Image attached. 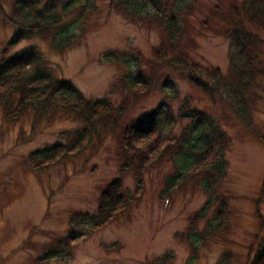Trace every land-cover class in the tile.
<instances>
[{"label":"rangeland","instance_id":"obj_1","mask_svg":"<svg viewBox=\"0 0 264 264\" xmlns=\"http://www.w3.org/2000/svg\"><path fill=\"white\" fill-rule=\"evenodd\" d=\"M12 1L0 3L6 14L12 10ZM154 1L159 12L148 4V18L129 12L120 0H95L83 15L81 8L71 10L62 21L77 20L75 36L67 48L59 50L48 37L39 35L26 36L9 47L16 29L0 11V56L4 48L8 56L38 51L54 76L70 82L86 99L107 98L114 106L126 102L119 127L145 118L164 99L162 109L168 107L174 114L170 131L179 135L188 121H179L176 114L189 98L190 107L212 114L229 138L224 155L227 170L217 188L218 198L198 217L207 196L196 177L161 198L165 177L173 169L160 152L141 174L132 167L121 170L127 159L119 144L121 137L127 135L125 139L131 138L130 145L141 152L157 143L141 142L130 133L121 136L119 127L95 152L34 169L28 158L31 151L66 143L62 133L81 128L82 122L59 110L50 111L37 124L32 111L8 119L0 106V264H215L223 251L232 253L233 264H245L250 248L255 249L264 231V77H258L259 87L251 91L255 102L253 125L248 129L217 96L204 94L186 74L168 64L184 58L228 76L230 41L224 30L229 27L231 9L243 0ZM173 14L179 17L180 33L176 48L169 51L163 18ZM250 28L264 40L262 29ZM262 62L264 67V49ZM130 72L144 74L155 86L135 97L138 89L127 86ZM116 180L122 182L120 192L128 196V203L112 221L94 229L83 217L95 213L103 192ZM222 199L229 204L227 225L215 239L200 244L190 263L188 234L205 228ZM75 214L85 225L70 221ZM79 229L81 236L67 239Z\"/></svg>","mask_w":264,"mask_h":264},{"label":"trees","instance_id":"obj_2","mask_svg":"<svg viewBox=\"0 0 264 264\" xmlns=\"http://www.w3.org/2000/svg\"><path fill=\"white\" fill-rule=\"evenodd\" d=\"M2 0H0L1 3ZM95 0H13L11 12L4 14L5 20L15 29V33L8 41L9 47L18 44L23 38L31 35L48 37L51 46L56 49L67 48L71 44V37L75 36L74 22H63V18L71 10L81 8L79 14H85L93 8ZM188 3L191 0H179ZM129 12L139 17H147L151 4L157 14L159 9L154 0H120ZM158 16V15H157ZM160 17V16H158ZM163 26L167 33L166 48L171 51L176 48L180 33L176 14L165 16ZM250 27L260 28L264 31V0H243L234 6L229 15V27L224 30V35L230 41L229 47V72L224 76L219 69L214 71L190 64L187 60H171L168 64L178 71L186 74L189 81L200 88L204 94L215 97L229 108L236 119L245 127L252 128V111L254 109L252 89L259 87L258 77H264L262 55L264 40L255 34ZM127 86L136 88L135 97L149 92L155 86L152 80L144 74H127ZM168 82V81H167ZM164 91H166L165 84ZM172 92H176L173 88ZM189 98L178 107L176 118L187 120L179 135H172L170 127L175 123L174 114L169 108L162 109L166 104L161 99L152 112L143 119L131 121L124 127H119V122L126 112V102L114 106L107 98L90 100L86 99L81 91L70 82L60 80L45 66V61L38 51H30L8 56L7 49H2L0 56V106L4 108L8 119H17L26 111H32L34 124L47 116L50 111L59 110L72 115L83 124L62 136L67 138L66 143L61 141L43 146L31 151L28 155L33 168L46 169L67 161L70 158L85 152H95L101 148L105 137L114 133L119 127L118 134L130 133L136 140H149L156 142L157 146L149 151H137L132 142L120 138V146L126 152V160L121 164V170L134 168L137 174L147 170L159 152L161 157L167 156L172 164L173 171L164 180V188L160 193L161 198L169 197L177 186L184 185L187 181L197 178L198 185L207 199L199 209L200 217L219 196L217 188L221 185L227 170L224 158L228 147L229 138L221 125L207 112L192 108ZM32 124V133L35 125ZM169 131V132H168ZM134 140L133 142H137ZM173 147L167 146L172 144ZM164 151H161L163 150ZM171 148V149H170ZM128 150V151H126ZM137 176V175H135ZM122 182L114 181L103 192L92 216H84L93 223L94 229L112 221L128 203V196L122 195ZM229 204L226 199L207 221L205 228L199 231L194 228L188 234L191 246V263L197 257L201 243L215 239L226 227L229 216ZM79 214L71 217L70 221L77 225H85V220H80ZM83 231H73L67 239H75ZM250 254L245 264H264V231L256 241L255 249L250 248ZM215 264H233L232 253L223 251Z\"/></svg>","mask_w":264,"mask_h":264}]
</instances>
